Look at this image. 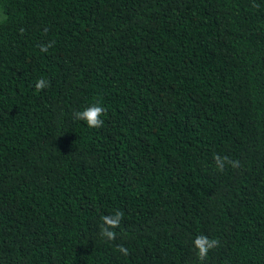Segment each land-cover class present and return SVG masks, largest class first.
I'll return each instance as SVG.
<instances>
[{
    "label": "trees",
    "instance_id": "16d2710c",
    "mask_svg": "<svg viewBox=\"0 0 264 264\" xmlns=\"http://www.w3.org/2000/svg\"><path fill=\"white\" fill-rule=\"evenodd\" d=\"M0 11V264H264V0Z\"/></svg>",
    "mask_w": 264,
    "mask_h": 264
},
{
    "label": "clouds",
    "instance_id": "9594fccd",
    "mask_svg": "<svg viewBox=\"0 0 264 264\" xmlns=\"http://www.w3.org/2000/svg\"><path fill=\"white\" fill-rule=\"evenodd\" d=\"M7 20L6 16H0V23H4ZM49 45L48 47H50ZM43 51H47V47L42 48ZM50 82L45 78H40L35 83L36 90H42L48 87ZM106 109L97 103L84 108L82 111L74 113L77 120L84 121L89 128H100L104 124L102 117L105 115ZM214 160L216 166L220 171L224 170L225 165H230L233 168L239 167L240 162L238 160H231L229 157H221L215 155ZM123 213L119 210L115 211L114 214L104 215L101 217L102 224L100 225V235L109 241L116 239V232L112 229L118 228L121 224ZM194 247L197 250L196 255L200 261H204L209 254V251L218 246L219 241L217 239H210L205 235H199L193 241ZM118 251L127 256L129 254L128 249L123 246H118Z\"/></svg>",
    "mask_w": 264,
    "mask_h": 264
},
{
    "label": "rangeland",
    "instance_id": "374dc122",
    "mask_svg": "<svg viewBox=\"0 0 264 264\" xmlns=\"http://www.w3.org/2000/svg\"><path fill=\"white\" fill-rule=\"evenodd\" d=\"M2 14H1V11H0V16H1Z\"/></svg>",
    "mask_w": 264,
    "mask_h": 264
}]
</instances>
